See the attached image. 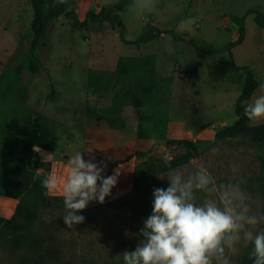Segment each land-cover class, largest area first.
<instances>
[{
	"label": "rangeland",
	"instance_id": "rangeland-1",
	"mask_svg": "<svg viewBox=\"0 0 264 264\" xmlns=\"http://www.w3.org/2000/svg\"><path fill=\"white\" fill-rule=\"evenodd\" d=\"M66 9L74 10L82 18L88 9L112 6L118 0H56ZM149 0H132L120 13L127 40L137 38L146 23L172 29L182 35L178 39L163 34L144 48L120 41L117 31L108 21L92 23L88 29L73 27L72 20L61 15L50 21L45 37L46 46H39L35 55L40 61L37 73L25 66L32 33V8L29 0H0V143L8 144L16 135L9 124L24 119L18 106L26 107L51 119L56 126V145L52 152L38 149L41 159L51 163L49 175L63 178L68 171L67 161L77 152L85 159L91 151L96 161L107 164L105 175L113 169L121 170L112 196L105 203L90 202L81 213L83 224L68 229L62 220L64 204L51 205L35 211V226L29 232L28 260L44 251L49 264H124L123 252L132 251L138 243L143 222L133 220L134 207L152 203L154 188H167L168 172L160 173L136 185L131 172L135 165L148 158L173 157L179 148L167 146L163 140L136 138L138 111L125 108L121 112V129L108 128L98 120H86L88 103L99 106L108 100L92 96L87 91L89 68L113 69L117 57L155 55L154 105L167 110L166 138H186L211 142L213 134L222 126L234 122V103L243 85L244 73L231 67L247 66L258 81L249 103L264 95V28L258 27L253 14L245 17V39L232 48V59L227 52H200L185 39H193L202 47L217 48L237 37L236 18L250 9L264 13V0H155L148 10ZM194 20L189 25L187 22ZM28 114H26L27 117ZM136 118V119H135ZM252 124L264 123L251 121ZM1 150V149H0ZM257 145L227 140L217 143L202 155L191 159L176 170L185 179L206 168L217 185L236 178L249 193L251 212H261V195L257 178L264 174L262 157ZM233 165H239L236 172ZM52 196H60L52 193ZM196 203L210 198L202 191L194 192ZM215 198V197H211ZM53 204H57L54 202ZM17 201L0 196V217L10 218ZM261 224V222H260ZM260 224L256 230H259ZM0 247V264H22L24 251ZM241 246L231 264L244 254Z\"/></svg>",
	"mask_w": 264,
	"mask_h": 264
},
{
	"label": "trees",
	"instance_id": "trees-1",
	"mask_svg": "<svg viewBox=\"0 0 264 264\" xmlns=\"http://www.w3.org/2000/svg\"><path fill=\"white\" fill-rule=\"evenodd\" d=\"M32 8V20L30 30L32 39L28 54L25 56V66L32 74L38 72L40 61L35 55L39 46H46L42 41L45 37L50 21L61 15L72 20L73 27L88 29L92 23L108 21L121 42L129 45L140 46L162 34H170L175 38L183 39L182 35L172 29H162L151 23H146L141 34L133 39L124 37L125 24L120 13L132 0H118L112 6H101L98 10L88 9L80 18L74 10L66 9L64 4L56 0H29ZM253 14L254 23L264 28V13L257 9H250L244 15L235 19L237 24L236 39L227 42L217 48L202 47L193 39H185L203 53L217 54L227 52L232 59V48L241 44L245 39L244 19ZM155 55L144 57H131L120 55L117 58L114 70L89 69L87 72V91L99 99H108L105 106H94L88 103L86 118L99 119L110 128L121 129L123 121L121 111L127 105L134 107L137 116L136 138L147 140H163L167 146L179 148L173 157L158 158L149 156L137 165L131 172L134 185L155 177L163 172L183 166L191 159L202 155L210 147L227 140H237L257 145L259 157L264 163V123L252 124L244 114L245 107L258 86V81L247 66H238L233 61L231 67L244 73L243 85L234 103L236 119L229 125L222 126L213 134L211 142L203 140H190L186 138H166L168 124L167 110L154 105L153 93L155 89ZM20 112H24V119L17 123L14 120L9 123L16 135L8 144L0 143V196L12 198L17 201L14 213L10 218L0 217V247L17 248L24 251L22 264H49L46 259L47 251L33 256L27 260L29 232L35 226V211L48 208L51 205H62L61 196L46 195V190L41 182L51 171V163L41 159L38 149L52 152L56 145V126L51 119L39 113H33L30 109L18 106ZM6 116L0 117V124H6ZM264 171V166H263ZM258 192L261 195V212L264 214V174L257 178ZM56 202L57 204H53ZM152 212V203H143L131 211L133 220L142 221ZM264 228L261 221L260 228ZM17 250V251H18ZM250 246L237 261V264H252L249 255ZM57 264V263H55Z\"/></svg>",
	"mask_w": 264,
	"mask_h": 264
},
{
	"label": "clouds",
	"instance_id": "clouds-1",
	"mask_svg": "<svg viewBox=\"0 0 264 264\" xmlns=\"http://www.w3.org/2000/svg\"><path fill=\"white\" fill-rule=\"evenodd\" d=\"M148 10L155 7L149 0ZM189 25L194 20L187 22ZM244 114L250 121L264 120V95L248 104ZM85 159L77 151L68 161V171L63 178L49 175L42 180L45 194L59 193L65 214L63 224L68 229L85 222L83 212L90 202L105 203L117 186L121 170L113 169L105 175L107 164L96 161L91 151ZM239 165H233L236 172ZM167 188H154L152 212L143 220L134 250L123 252L124 264H231L241 246H250L252 264H264V221L251 212V197L242 187L240 178L217 187L212 174L204 168L194 178H184L176 169L168 172ZM209 194L202 204H197L194 192ZM215 197V198H211Z\"/></svg>",
	"mask_w": 264,
	"mask_h": 264
},
{
	"label": "crops",
	"instance_id": "crops-1",
	"mask_svg": "<svg viewBox=\"0 0 264 264\" xmlns=\"http://www.w3.org/2000/svg\"><path fill=\"white\" fill-rule=\"evenodd\" d=\"M155 26H156V25H155ZM159 28H160V27H159ZM162 29H163V28H162ZM162 35H163V34H162ZM162 35H160L159 37H161ZM159 37H157V38H159ZM155 39H156V38H155ZM155 39H153V40H151V41H149V42H147V43H145V44L140 45V46H142V47H140V48H141V49L144 48V47L147 46L149 43L153 42ZM117 58H118V57H117ZM116 61H117V59H116ZM116 61H115V65H116ZM155 64H156V66L160 64V59H159V57H156V63H155ZM115 65H114L113 69H110V70H109V69H98V70H108V71H112V70H114ZM89 69H97V68H89ZM89 69H88V70H89ZM88 70H87V72H88ZM95 98H97V97H95ZM107 100H108V99H107ZM90 104H91V103H90ZM106 104H108V101H107V102H104V103H102V104H100L99 106H105ZM93 105H94V104H93ZM94 106H96V105H94ZM96 107H98V106H96ZM127 107L130 108V109H132V110H133V109L135 110V108L132 107L131 105H127V106H125V107L123 108V110H124L125 108H127ZM123 110H122V111H123ZM122 111H121V112H122ZM135 112H136V110H135ZM120 115H121V114H120ZM121 117H122V116H121ZM135 119H136V118H135ZM86 120H87V121H89V120H90V121H91V120H92V121H93V120L101 121V120H99V119H94V118H90V119H87V118H86ZM92 121H91V122H92ZM102 122H103V121H102ZM103 123H105V122H103ZM105 124H106V123H105ZM106 126H107L108 128H110L107 124H106ZM10 199H12V198H10ZM14 200H15V199H14Z\"/></svg>",
	"mask_w": 264,
	"mask_h": 264
}]
</instances>
